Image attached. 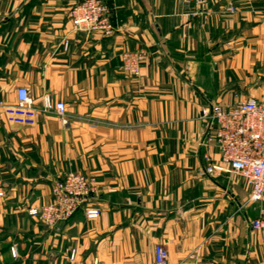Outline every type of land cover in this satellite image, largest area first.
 <instances>
[{
    "label": "crops",
    "instance_id": "1",
    "mask_svg": "<svg viewBox=\"0 0 264 264\" xmlns=\"http://www.w3.org/2000/svg\"><path fill=\"white\" fill-rule=\"evenodd\" d=\"M77 1L0 0V264H152L157 244L168 264H264V198L236 174L200 175L218 160L210 106L264 102V0H102L110 36L72 31ZM138 50L132 75L121 55ZM19 87L32 124L5 113ZM69 172L96 178L100 215L46 227L27 210Z\"/></svg>",
    "mask_w": 264,
    "mask_h": 264
},
{
    "label": "built area",
    "instance_id": "2",
    "mask_svg": "<svg viewBox=\"0 0 264 264\" xmlns=\"http://www.w3.org/2000/svg\"><path fill=\"white\" fill-rule=\"evenodd\" d=\"M195 7L215 0H182ZM228 13L235 7L228 3ZM198 14V10L192 16ZM74 32H98L110 36L115 27L110 19V9L102 0H79L68 13ZM145 51L124 52L121 55L122 69L132 75L138 74V65L144 60ZM45 110L53 109L62 124L67 125L65 106L62 102L51 104L48 96L44 98ZM8 121L17 124H32L37 110L33 107L28 89L16 90V103L5 109ZM208 119L206 141L215 145L218 160L208 153L203 156L204 166L200 175L213 176L221 172L236 174L244 180L249 191V200L258 202L264 198V102L249 98L231 107L211 105L205 115ZM97 180L93 176L69 172L53 181L52 199L48 204L31 207L27 214L46 227L53 228L68 220L76 211L82 210L87 219L98 218L100 210L90 206L88 198L96 193ZM2 193L0 192V196ZM263 226L261 220L252 222L253 229ZM13 257L17 256L11 247ZM74 251L70 259H73ZM167 250L157 244L153 251L152 264H168ZM204 264V263H198Z\"/></svg>",
    "mask_w": 264,
    "mask_h": 264
}]
</instances>
